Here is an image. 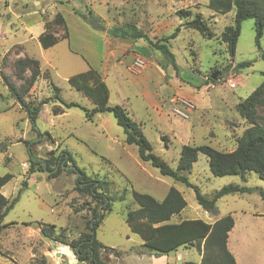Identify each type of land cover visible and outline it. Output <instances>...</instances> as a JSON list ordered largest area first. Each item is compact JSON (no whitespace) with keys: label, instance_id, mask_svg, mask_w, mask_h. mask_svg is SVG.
<instances>
[{"label":"rangeland","instance_id":"rangeland-1","mask_svg":"<svg viewBox=\"0 0 264 264\" xmlns=\"http://www.w3.org/2000/svg\"><path fill=\"white\" fill-rule=\"evenodd\" d=\"M208 2L0 0V64L9 68L7 76L19 83L13 76L10 67L13 62L9 56L13 52L20 53L22 46L15 45H23V52L40 61L43 74L27 95H35L38 89L41 100L52 98L56 95V86L65 102L78 103L91 110L95 105L65 78L90 67L103 73L101 61L111 48L104 41L112 42L119 51L111 59L105 78L110 90L109 105L122 106L140 126L154 153L176 169L185 145L233 151L248 127L235 107L264 82V30L258 47L255 21H243L232 58L220 36L225 27L234 24L235 12L212 14L207 8ZM182 9L191 11L193 18L200 13L213 37L208 39L197 30L182 26L193 19L177 16ZM31 12L37 14L29 15ZM57 14L64 17L70 38L43 50L36 41L30 40L27 21L35 19L40 22L41 29L43 21L52 22ZM128 25L136 26L153 43L177 33L176 38L168 42L174 63L146 38L135 37ZM108 28L124 30L118 37L105 32ZM34 33H38L37 28ZM8 48L12 49L3 58ZM136 57L145 61V67L139 71L132 68ZM20 58L14 56L16 60ZM114 65H118V69H114ZM225 68L215 83L208 80ZM26 75L30 77V72ZM174 97L194 104L196 108L189 119L173 112L169 101ZM53 106L60 105L50 102L48 112H44L33 128L26 123L25 113L15 106L9 88L0 82V152L5 147L12 156L8 160L5 154L0 155V177L14 176L1 192L10 201L16 200L2 224L0 264H81L72 248L67 251L64 245L78 240L88 231L95 203L90 196L75 190L77 176L73 173L61 172L56 177H50L45 171L30 173L28 144L37 140L41 143L36 146L51 144L48 134L57 141L56 157L64 151L69 152L76 167L98 179L102 184L100 192L114 199L112 212L97 230V239L106 247L101 250L106 264H153V261L154 264H178L175 260L167 262L165 255L142 258L150 254L126 223V213L137 209L133 191L163 201L171 187L180 191L188 204L172 223L184 219L217 221L232 216L236 229L229 250L236 254L239 264H264V180L255 173L249 174L246 182L239 176L216 177L210 170L207 156L200 153L187 176L202 195L212 198L230 184L251 189L219 199L215 214H211L198 205L193 188L161 175L159 169L140 159L138 147L126 143L124 129L112 113H100L93 121H88L85 112L78 107H65V113L55 115ZM21 138L24 139L19 140ZM46 151L43 148L37 154L46 158ZM24 162L28 163V168H23ZM24 169H27L26 175ZM32 222L55 226L54 237H45L40 226L29 225ZM181 250H184L185 260L201 263L203 255L197 246Z\"/></svg>","mask_w":264,"mask_h":264},{"label":"trees","instance_id":"trees-1","mask_svg":"<svg viewBox=\"0 0 264 264\" xmlns=\"http://www.w3.org/2000/svg\"><path fill=\"white\" fill-rule=\"evenodd\" d=\"M207 8L219 15L235 12L234 24L225 27L220 36L232 58L236 53L241 24L245 20L253 19L255 21L256 44L260 47V38L264 30V0H209ZM177 16L188 20L191 17L193 18V13L182 9L177 12ZM54 26H64L66 33L63 38L66 39L68 37L65 19L61 14H57L52 22L45 24L46 31L39 37L44 49L53 47L60 40L55 35ZM182 26L197 30L208 39L213 37L207 21L204 20L200 13ZM127 28L134 31L133 35L135 37L146 38L149 44L161 51L169 61L174 63V54L171 52L168 42L170 39L176 38L177 33L153 43L145 34L138 31L136 26L128 25ZM123 30L124 28H115L110 30V32L121 37ZM262 57L264 58V54ZM10 67L13 71V76L17 80H23L24 84L18 88L10 80V77L4 73H1L2 78L12 97L26 111L33 128L37 125L42 106L50 102H60L68 109L78 107L85 112L88 121H93L97 114L112 113L117 124L124 129L126 143L138 147L140 159L159 169L161 175L193 188L196 192L198 205L206 212L215 214L219 199L228 195L249 192L251 189L237 184H230L217 191L212 198L202 195L200 189L193 185L187 176L188 173H191L193 164L198 160L200 153L207 156L210 170L216 177L239 176L243 182H246L247 176L255 173L261 180H264V82L247 99L241 101L235 107L248 127L237 140L236 148L233 151L222 152L206 145L198 147L185 145L181 149L180 159L175 169L154 153L151 143L143 134L140 126L129 117L122 106L109 105L110 90L98 70L89 68L87 71L81 72L70 79V84L95 104V107L90 110L78 103L65 102L61 96V90L55 86V97L38 102H26L24 100L25 96L32 90L42 75L40 62L35 58L26 56L11 63ZM225 70L226 68L219 71V74H223ZM28 71L30 72V77L25 76ZM208 80L213 83L216 82V80L212 79V76ZM48 136L50 141H52L51 135L48 134ZM28 145L31 148V173L36 170L45 171L50 174V177H56L61 172L73 173L77 176L75 190L81 195L90 196L94 201L95 206L92 209V217L88 221V231L84 232L78 240L68 244L78 258L79 263L106 264L101 255V250L106 249V247L97 239V230L106 215L112 212L114 199L104 192H100L102 184L98 179L89 177L76 167L69 152L64 151L59 157L53 154L47 159H42L34 155L33 144L29 143ZM13 177L12 174L0 177V232L5 217L16 202V200L10 201L2 194L1 190ZM133 197L137 204V209L129 210L126 213V223L131 232L140 237L144 243V248L153 256H167L178 252L182 248L197 246L203 255L201 263L187 261L183 264H237L227 245L229 233L235 226V220L232 216L219 219L214 224L201 219H184L181 222L172 223L171 220L188 207L183 194L175 187L169 189L163 201H158L151 195L136 191H133ZM30 224L40 226L45 237H54L55 226L42 222H32Z\"/></svg>","mask_w":264,"mask_h":264},{"label":"crops","instance_id":"crops-1","mask_svg":"<svg viewBox=\"0 0 264 264\" xmlns=\"http://www.w3.org/2000/svg\"><path fill=\"white\" fill-rule=\"evenodd\" d=\"M62 2V0H60V3ZM53 5H55V3L53 4ZM32 14H37V12H31L29 15H32ZM212 14H215L213 11H212ZM100 16V15H99ZM101 17V19L103 18L102 16H100ZM43 23V24H42ZM41 23V29H40V27H39V24H40V22H38V21H36L35 19L33 20V19H30L29 21H27V26H26V29H27V31L29 32V34H30V40L31 41H36L37 42V44H39V46H41V49H43V50H48V49H44L43 47H42V45H41V43H40V41H39V37H40V35L42 34V33H44L45 31H46V28H45V24H46V22H42ZM65 23H66V21H65ZM62 27V30H60V28L59 27H57V29L55 30V35L57 36V37H59L60 38V40H59V42L60 41H62V40H68L69 38H70V33L68 32V30H67V33H68V37L66 38V39H64L63 38V36L65 35V30L63 29V28H65L64 26H61ZM35 28H37V30H38V33H34V29ZM40 29V30H39ZM66 29H67V26H66ZM110 28H108V29H106L105 30V32H110ZM59 42L56 44V45H54L53 47H55V46H57L58 44H59ZM104 43L105 44H107L109 47H111V48H108V50H107V55H106V57H104L105 59L104 60H102L101 61V64H102V66H103V73H101L102 74V76H103V79H104V81H105V83H106V80H105V78H106V76H107V71H108V66H109V64H110V62H111V59L112 58H114L115 56H116V53H117V51H119V50H117V48H115L112 44V42H109V41H104ZM15 46H22V48H21V50H20V53H18V54H16L15 52H13V54H11L10 56H9V58H10V62H14V61H16V59H14V56L15 57H17V58H20V57H26V56H28L25 52H23V45H15ZM14 46V47H15ZM14 47H12V48H14ZM53 47H51V48H53ZM12 48H8L6 51H5V53H4V55H3V58L5 57V55L12 49ZM51 48H49V49H51ZM121 54L123 55L124 54V52H122L121 51ZM138 57H139V55H138ZM137 58V57H136ZM135 58V59H136ZM103 59V58H102ZM40 62V61H39ZM40 65H41V63H40ZM91 68V67H90ZM7 69H9V68H5L3 65H2V63L0 64V82H3L4 83V80H3V78H2V75H1V73H4L6 76L7 75H9L10 74V72H7L6 70ZM114 69H118V65H114ZM41 70H42V67H41ZM87 71V70H86ZM85 72V71H84ZM79 74V73H78ZM75 75H77V74H75ZM75 75H69V76H67L65 79H67L68 80V82L70 83V79L72 78V77H74ZM25 76H27L26 74H25ZM42 76H43V74L41 75V77H40V79L42 78ZM9 77V76H8ZM40 79L38 80V82L40 81ZM10 80L12 81H14L15 79L13 78L12 79V77H10ZM12 81V82H13ZM20 82H24L23 80H19ZM15 83L16 84V86L19 88L20 86H21V84L22 83ZM37 82V83H38ZM14 83V82H13ZM37 83L35 84V85H37ZM4 85L5 86H7L5 83H4ZM73 86V85H72ZM56 87V86H55ZM74 87V86H73ZM109 88V87H108ZM38 89H37V92H35V95H26L25 96V98H24V100L26 101V102H30V100H35V99H38V100H41L40 98H39V96H38ZM81 92V91H80ZM82 93V92H81ZM83 94V93H82ZM84 95V94H83ZM85 96V95H84ZM86 97V96H85ZM14 98V97H13ZM88 100H90L88 97H86ZM14 101H15V106H18V108L21 110V111H23L24 113H25V115H26V123H28V124H31L30 123V121H29V119H28V116H27V113H26V111H24V109L22 108V106H21V104L20 103H18L17 101H16V99L14 98ZM91 101V100H90ZM92 102V101H91ZM53 103V102H52ZM93 103V102H92ZM60 105V106H53V109H56V112L54 113L55 115H58V114H62V113H65V110H63V108H65V106L62 104V103H60V102H54L53 103V105ZM94 104V103H93ZM48 105L49 104H45V105H43L42 106V108H41V112H40V114H39V118H38V120L39 119H41L42 117H43V114H44V112H48L47 111V107H48ZM95 105V104H94ZM158 110V109H157ZM20 138V137H19ZM24 138H21V139H19V140H23ZM34 143H41L40 141H34L32 144H33V146H32V149H33V153H34V155L36 156V157H38V158H42V159H47V158H49V157H51L53 154H55V152L57 151V141L56 140H54V139H52V141H51V144H48V145H46V144H44L43 143V145H38V146H36L37 144H34ZM3 148V147H2ZM43 148H46L47 149V153H48V156L46 157V158H43L42 157V155H38L37 153H38V151H40V150H42ZM31 148L29 147V150H30ZM4 155L5 154V156H7V159L8 160H10L11 158H12V156L8 153V149L7 148H5L4 147V150H3V152H0V155ZM8 166L10 165V163H6ZM23 164H27V168H28V163H26V162H24V163H22V166H23ZM23 168H25V167H23ZM31 173V172H30ZM27 174V169H24V175H26ZM30 175V174H29ZM28 175V176H29ZM185 211V210H184ZM208 223H210V224H214L215 222H216V220L215 221H207ZM235 229H236V225L234 226V228H233V230L229 233V238H228V249H229V242H230V240H231V236L233 235V233H234V231H235ZM143 245H144V243H143ZM230 251V250H229ZM232 254H233V256H234V258H235V260H236V263L237 264H239V262H238V259H237V256H236V254L234 253V252H232V251H230ZM150 254V253H149ZM143 257H153V258H155V256H153L152 254H150L149 256H146V255H142V258ZM185 253H184V250H179L178 252H175V253H171V254H169V255H167V262L169 261V262H171L172 260H175V262H177L178 264H180V259L179 258H181V260H182V262H181V264H183V263H185L187 260H185ZM153 264H154V261H153Z\"/></svg>","mask_w":264,"mask_h":264},{"label":"built area","instance_id":"built-area-1","mask_svg":"<svg viewBox=\"0 0 264 264\" xmlns=\"http://www.w3.org/2000/svg\"><path fill=\"white\" fill-rule=\"evenodd\" d=\"M144 67L145 61L141 58H137L132 68L136 71H139ZM169 102L171 105H173V112L183 119H189L190 113L196 108L192 102L181 97H174ZM23 167L27 168V164H23Z\"/></svg>","mask_w":264,"mask_h":264},{"label":"water","instance_id":"water-1","mask_svg":"<svg viewBox=\"0 0 264 264\" xmlns=\"http://www.w3.org/2000/svg\"><path fill=\"white\" fill-rule=\"evenodd\" d=\"M219 73H215L212 75V79L216 80L218 77ZM64 247L67 249V251H70V246L69 245H64Z\"/></svg>","mask_w":264,"mask_h":264}]
</instances>
